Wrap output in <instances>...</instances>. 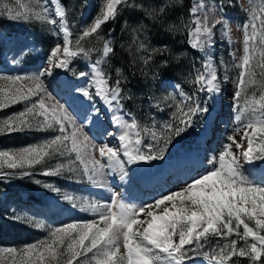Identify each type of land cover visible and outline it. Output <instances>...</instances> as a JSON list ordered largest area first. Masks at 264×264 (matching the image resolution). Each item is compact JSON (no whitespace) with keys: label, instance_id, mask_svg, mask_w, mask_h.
<instances>
[{"label":"snow or ice","instance_id":"6c2138e0","mask_svg":"<svg viewBox=\"0 0 264 264\" xmlns=\"http://www.w3.org/2000/svg\"><path fill=\"white\" fill-rule=\"evenodd\" d=\"M249 2L251 7L244 10L247 19L242 25L243 55L234 63L240 70L232 97L237 126L216 155L208 158L204 173L140 205L128 203L117 193L101 203L44 184L92 218L46 227L23 212L13 211L15 222L46 229V235L19 248L0 247V264H194L193 254L207 264H239L240 258H247L250 264H264V179H254L245 167L264 162V0L259 6L253 0ZM126 8L141 12L137 27L132 29V45L137 51L149 53L141 56L144 63L153 59L152 53L168 51L167 45L151 47L144 22L145 17L161 21L168 12L167 0L148 8L141 0H100L96 14L75 39L62 0H0V16L39 21L62 37V42L51 46L42 71L0 75V110L23 105L20 111L0 118V135L53 133L37 143L0 151V176H28L39 166L45 176H60L67 171L86 177L92 185L106 186L104 178L112 173H118L123 181L128 176L126 165L164 159L173 140L196 122L194 118L210 114L208 101L201 100L198 93L212 97L221 92L211 55L205 56L201 69H196L191 81L195 90L191 94L181 90L182 99L175 103L169 122L146 126L132 113L122 111L121 101L126 98L122 81L110 83L111 76L103 67L115 55L114 41L101 33L102 26ZM188 11L186 42L192 49L207 53L214 43L216 25H222L223 35L230 37L229 21L224 16L210 19L203 3H192ZM219 11L223 12V7ZM93 53L98 57L86 65L90 71L76 72L70 67L77 58L90 59ZM27 54L21 50V56ZM232 56L236 61L234 53ZM257 68L261 69L259 80ZM54 69L88 80L85 86L73 90L92 106L85 119L90 122L99 116L100 109L95 107L99 98L113 113L111 122L119 131L107 135L114 137L118 145L97 143L85 130L87 123L78 122L69 108L56 100L42 79ZM116 72L119 74L120 69ZM52 160L57 161L55 166H49ZM213 239L215 245L211 244Z\"/></svg>","mask_w":264,"mask_h":264},{"label":"rangeland","instance_id":"374dc122","mask_svg":"<svg viewBox=\"0 0 264 264\" xmlns=\"http://www.w3.org/2000/svg\"><path fill=\"white\" fill-rule=\"evenodd\" d=\"M4 2H7V0H4ZM41 2L43 3L44 0H41ZM253 2L259 6L261 0H253ZM99 3L100 0H70V7H66L68 9V19L73 32V39H75L76 33L96 14ZM193 3H203L205 10L209 12L210 19H219L220 16H224L229 21L231 29L230 37L223 35L222 25H216L213 37L214 43L209 47L207 53L195 50L198 52L201 66L206 55H211L213 58V62L218 71L221 92L212 97H209L205 92L198 93L201 100L208 101L210 114L194 118L196 122L187 131L183 132L181 136L173 140L164 159L139 162L143 165V174L146 173L151 177L156 174L159 167L172 165L176 160L185 155H192L195 158L198 157L200 161L202 160L196 175L203 174L208 158L216 155V152L227 142V137L233 133L237 126L234 121L232 97L236 90V80L240 70L234 67V63L238 62L239 58L243 55L242 25L247 19V15L243 14V10L249 9L251 4L249 0H222L220 2L215 0H193ZM224 6L227 8H224ZM221 7L224 9L223 12L219 11ZM2 19L3 21L1 23ZM50 29L51 26L39 21L12 20L6 16H0V75L23 76L42 71L46 67L47 56L51 46L56 42H62V37L53 34ZM21 50H25L28 53L27 56H21ZM233 53L235 54L236 61L233 60ZM97 57L98 54L93 53L90 59H84L83 57L77 58L70 67L76 72L90 71L86 65H90ZM260 71V68L256 69L258 80L260 79ZM57 74L65 77L69 82L65 90L60 87L57 78H55ZM42 79H44L45 85L52 92L56 100L60 104L68 107L78 122L88 123V121L78 118L74 113V110L78 108V103L74 100L77 97L78 99L80 98L79 102H85V100L73 91L75 88L85 86L88 83L86 78L73 76L71 72H65L62 69H54L51 75L45 76ZM191 81L189 79L185 83L184 89L181 88L180 84V88H176L178 84L176 82H162V86L166 85L173 89L169 93V96L175 97V100L169 99L171 106L174 107L175 103L182 99L180 96L181 90L187 94H191L195 90V86ZM95 107L100 109V114L98 117L91 119V122L87 124L85 130L88 131L89 135L97 143H100L95 127L101 122L106 127L107 133L110 132L111 125L104 121L107 108L99 98L95 100ZM22 108V104H17L0 110V118L18 112ZM84 110L86 111V116L92 111V106L87 101ZM122 111L125 112L124 110ZM109 112L108 110L106 111L107 114ZM112 114L110 112V116ZM125 118L127 119L129 117L126 116ZM93 122L94 129L90 126ZM52 134L50 131H26L0 135V151L18 149L29 144H34L47 139ZM237 138L239 139V137ZM111 144L118 145V142L116 143L114 141ZM56 163V160L49 161V166H55ZM126 167L128 176L124 181L133 183L137 190H139L138 195L144 193L140 191V184L136 183L130 165H126ZM245 167L249 169L254 179H264V162L258 161L253 165L246 164ZM189 178L183 179L170 173L161 181V191L157 193L155 191L153 195L157 197L161 193L167 194L170 190H177ZM104 179L106 180V186L92 185L87 181L86 177L67 171L60 176H45L42 174V168L39 166L32 170V174L28 176H20L18 174L0 176V199L4 204L3 208L6 210L5 214L1 217V222L4 226L6 225V221L19 224L20 227L18 229L23 230L26 236L25 238L30 240L20 245H0V247L19 248L24 244L39 240L46 235V229H39L32 225H22L21 223L15 222L12 219L13 211L23 212V214L27 215L34 222L43 223L46 227L49 225L56 226L74 219L92 218L90 213L81 212L78 208L72 207L59 194L44 187V184H52L54 187L59 188L62 193H74L78 196L94 199L103 203L109 201L113 193L121 195L118 186L108 182L107 176ZM37 180L41 183L37 184ZM115 180L117 181L116 175ZM155 196L147 199V202L139 196L132 197L133 200L131 198L125 199L128 203L140 205L151 203L156 198ZM141 219H143V214H141ZM27 230L34 232L27 233ZM231 238L235 239L236 237L233 235ZM215 243L216 240L213 239L211 244L215 245ZM221 243H224V241L222 240ZM238 244H242V242L238 241ZM121 250L123 251V248ZM192 260L194 264H203L206 262L202 257H198L195 254L192 255ZM239 264H250V261L247 258H240Z\"/></svg>","mask_w":264,"mask_h":264},{"label":"trees","instance_id":"16d2710c","mask_svg":"<svg viewBox=\"0 0 264 264\" xmlns=\"http://www.w3.org/2000/svg\"><path fill=\"white\" fill-rule=\"evenodd\" d=\"M62 2L70 7V0ZM134 2L135 0H129V3ZM141 2L144 8H148L156 7L159 0ZM192 3L193 0H167L168 12L161 21L153 22L145 17L151 47L168 46V51L152 53L153 59L147 64L141 56H147L149 53L137 51L135 45H132V29L137 27L135 22L141 16L139 10L126 8L114 21L102 26L101 35L112 39L116 49L115 55L110 56L109 63L103 67L111 76L110 83L121 79L123 95L126 97L121 101L123 110L132 113L142 125L151 126L155 122L157 126H162L172 118L175 108L170 105V100H165L164 97H169L173 89L162 86V82H176L184 89L185 83L194 79L196 69L201 68L198 52L186 42L188 37L185 25L189 22L188 9ZM243 14L247 15L244 10ZM2 21L3 19L1 23ZM140 38L143 39V36ZM116 69H120L119 74ZM3 206L0 199V245L14 246L30 241L25 238L24 231L18 229L19 224L11 221H6L5 226L2 224L1 217L6 211Z\"/></svg>","mask_w":264,"mask_h":264},{"label":"bare ground","instance_id":"6f19581e","mask_svg":"<svg viewBox=\"0 0 264 264\" xmlns=\"http://www.w3.org/2000/svg\"><path fill=\"white\" fill-rule=\"evenodd\" d=\"M216 17H217V14H216ZM55 76H56L55 78H57V80H58V83H59L60 87L63 90H65L66 86L69 83L67 81V79L65 77H63V76L58 75V74L55 75ZM79 99L77 97V99L74 100L76 103H78V108H76L74 110V113H75V115L78 118H81V119H83L85 121L86 120L85 119L86 118V111L84 110V107H85L86 101L85 102H82V101L79 102ZM106 111H105V115H104L105 116V120L104 121L107 122V124L111 125L110 126V129H111L110 132H117L118 133L119 129L114 124H112V122H111L110 112L107 114ZM90 122H88V123L86 122V123L89 124ZM94 122L90 124V126L92 128H93ZM95 128H96L95 131L97 133L98 141H100V142H109L110 144L112 142H114V141L116 143L118 142L114 137L107 135L106 127H104L101 124V122ZM201 161L199 160L198 157L195 158L192 155H185L183 157H180L178 160H176L175 163L172 164V165H169V166L165 165L163 167H159L157 169V171H156V174L154 176H152V177L147 175L146 173L143 174V171H142L143 170V165H142V163L136 162L134 164H130V169L132 171V174L135 177L136 183L140 184V186H139L140 189H141L140 191L144 192V193H141L139 195L137 194L139 192V190H137L136 186L133 183L131 184L130 182H126L124 180L123 181L120 180L118 173H112L110 175H107V179L109 180L108 182H110L112 185L118 186L120 188L119 192L121 193L123 198H126V199L127 198H131L132 199V197H138L139 196L141 198H144L142 200H145V202H147L146 201L147 199L153 198V196H155V195H153L155 191H156V193L161 191V181L164 179V177L166 175L171 173V174L176 175L177 177H180V178H183V179L187 178V177L195 176L196 172H197V169L201 165ZM136 164H139V165H136ZM258 173H259V171H258ZM115 175L117 177V181L115 180ZM145 191H147V192H145ZM138 200H140V199H138ZM203 264H207V263L205 262Z\"/></svg>","mask_w":264,"mask_h":264}]
</instances>
